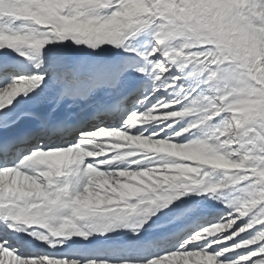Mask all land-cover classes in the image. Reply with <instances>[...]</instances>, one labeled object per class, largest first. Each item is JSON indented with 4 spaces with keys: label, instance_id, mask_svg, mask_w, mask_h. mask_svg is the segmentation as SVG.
<instances>
[{
    "label": "snow or ice",
    "instance_id": "6c2138e0",
    "mask_svg": "<svg viewBox=\"0 0 264 264\" xmlns=\"http://www.w3.org/2000/svg\"><path fill=\"white\" fill-rule=\"evenodd\" d=\"M65 41L130 55L95 74ZM0 98V264H264V0H0Z\"/></svg>",
    "mask_w": 264,
    "mask_h": 264
},
{
    "label": "bare ground",
    "instance_id": "6f19581e",
    "mask_svg": "<svg viewBox=\"0 0 264 264\" xmlns=\"http://www.w3.org/2000/svg\"><path fill=\"white\" fill-rule=\"evenodd\" d=\"M73 47H74V45H73ZM4 52H7L9 57L15 61H21L25 64H30V65H34L36 62V61H31L27 57H23V56L18 55V53L13 51V50H6ZM128 55H130V54L124 53L123 51H119V52H116L114 54L104 56L101 58V60H99L98 56L92 55V56L84 57L79 52L74 51V52H72L71 58L73 60H81V59L86 60L90 65L95 64L94 65L95 74H103L106 70L107 65L120 60V58L122 56H128ZM108 91H109V89L107 88V86H102V87L94 90V93H93V96L91 97V99L78 98L76 101H73V99L71 97L66 98L65 101L62 102L60 108L55 113V116L57 117V121H59L62 118L65 119L67 117H73L76 106H80L81 111H80L79 115L75 119H73L75 125L80 124L82 122V120L86 117L91 118L93 115H95V109H92V107H91L92 101L98 97L105 96ZM23 95L24 94L22 93L21 96H23ZM192 115H193L192 113L189 114V116H192ZM94 121L95 120H92L90 123L95 124L96 121L95 122ZM102 122H103V126H113V123H114L113 121H111V119H109L107 117H102ZM115 126H118V123ZM66 128H67V132H65L63 134H59L57 136L55 135V138L59 139L57 141V143H55V144L59 145V144L68 143L69 140L72 137H74L75 134L76 135L79 134V133L77 134L75 132L70 133V126H67ZM126 239H127L126 236H113V239L104 238L100 241L94 240L96 242H92L91 249H92L93 254H95V255H100V256L112 255L113 254L112 250L114 248H116L117 246L121 245ZM61 250H63V249H61Z\"/></svg>",
    "mask_w": 264,
    "mask_h": 264
},
{
    "label": "rangeland",
    "instance_id": "374dc122",
    "mask_svg": "<svg viewBox=\"0 0 264 264\" xmlns=\"http://www.w3.org/2000/svg\"><path fill=\"white\" fill-rule=\"evenodd\" d=\"M63 43H72V42L71 41H65ZM73 45H74V47H73ZM47 47H52V44L48 45ZM101 49H105V51L102 52ZM6 50H10V49H5L3 51H6ZM74 51L79 52L84 57L95 55V56L99 57V60H101L102 57L114 54V53L119 52V51H123V49L120 48V47H117L115 45H112L110 43H105L103 45L98 46L95 49H93L91 46L85 45L83 43H81V44L72 43L71 49H64L65 54L69 55L70 57L72 55V52H74ZM124 53H127V52H124ZM18 55H19V53H18ZM33 57H34V59H33ZM27 58H29L31 61H37L39 59V56L36 53H32L31 57H27ZM91 65L94 66L95 64H91ZM77 137H78V135L72 137L69 140V142H73ZM217 175L218 176H222L223 173L220 172ZM231 187L232 186L229 185V188L219 189L218 193H228ZM190 197L195 198L196 200H199L202 203L213 207L216 210V212H218L220 214H223L224 211L226 210V204L222 200H217V199H214V198H210L209 196H198V195H195V194H192V193L189 194V197H184V199H187V198H190ZM122 233H128L129 235H132V232H131L130 229L120 228V229H116V230L108 233L107 237L123 236V235H121ZM217 235H219V234H217ZM107 237H105V236H97L95 239H93L92 237H89V240H92L93 242H96V241H99L100 239L102 240V239L107 238ZM94 240H96V241H94ZM228 243H231V241H229ZM213 247H216V246L213 245ZM248 247L255 248L254 245L248 246ZM236 251L237 252H242L243 249H237ZM227 255H232V254L228 253Z\"/></svg>",
    "mask_w": 264,
    "mask_h": 264
},
{
    "label": "clouds",
    "instance_id": "9594fccd",
    "mask_svg": "<svg viewBox=\"0 0 264 264\" xmlns=\"http://www.w3.org/2000/svg\"><path fill=\"white\" fill-rule=\"evenodd\" d=\"M0 99H2V98H0Z\"/></svg>",
    "mask_w": 264,
    "mask_h": 264
}]
</instances>
